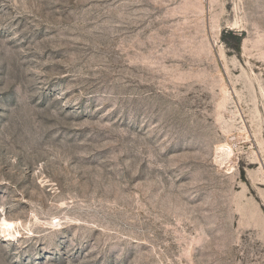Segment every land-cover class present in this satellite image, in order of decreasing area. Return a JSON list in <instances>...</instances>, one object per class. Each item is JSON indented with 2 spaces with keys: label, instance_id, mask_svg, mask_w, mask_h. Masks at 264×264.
Segmentation results:
<instances>
[{
  "label": "rangeland",
  "instance_id": "obj_1",
  "mask_svg": "<svg viewBox=\"0 0 264 264\" xmlns=\"http://www.w3.org/2000/svg\"><path fill=\"white\" fill-rule=\"evenodd\" d=\"M0 264H264V0H0Z\"/></svg>",
  "mask_w": 264,
  "mask_h": 264
},
{
  "label": "bare ground",
  "instance_id": "obj_2",
  "mask_svg": "<svg viewBox=\"0 0 264 264\" xmlns=\"http://www.w3.org/2000/svg\"><path fill=\"white\" fill-rule=\"evenodd\" d=\"M5 225L7 226H11V223H6ZM10 228V227H9ZM11 230V229H10ZM8 232V231H7ZM9 236V235H8Z\"/></svg>",
  "mask_w": 264,
  "mask_h": 264
}]
</instances>
